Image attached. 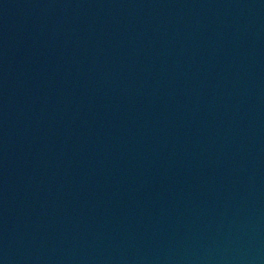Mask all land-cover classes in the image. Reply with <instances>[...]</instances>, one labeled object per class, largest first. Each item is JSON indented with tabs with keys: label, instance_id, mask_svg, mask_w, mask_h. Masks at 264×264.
Instances as JSON below:
<instances>
[{
	"label": "water",
	"instance_id": "95a60500",
	"mask_svg": "<svg viewBox=\"0 0 264 264\" xmlns=\"http://www.w3.org/2000/svg\"><path fill=\"white\" fill-rule=\"evenodd\" d=\"M0 264H264V0H0Z\"/></svg>",
	"mask_w": 264,
	"mask_h": 264
}]
</instances>
